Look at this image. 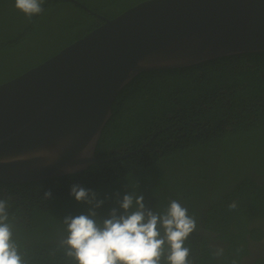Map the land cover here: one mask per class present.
Masks as SVG:
<instances>
[{"label":"trees","instance_id":"obj_1","mask_svg":"<svg viewBox=\"0 0 264 264\" xmlns=\"http://www.w3.org/2000/svg\"><path fill=\"white\" fill-rule=\"evenodd\" d=\"M4 1L0 84L104 22L75 3L53 5L51 0H44L43 11L30 19L13 9L14 20H5ZM86 1L81 2L113 18L143 0H91L94 7ZM62 4L65 11L66 5L73 8L62 25L66 35L55 40L48 37L57 25L51 17ZM95 154L110 161L49 179L0 182V199L7 200L13 239L25 264H75L60 244L67 235L63 219L86 214L92 205L70 195L74 184L103 201L95 209L98 219L112 208L122 212L118 200L127 193L142 195L145 206L156 212L171 200L180 202L196 220L185 242L191 264H264V256L241 260L249 251L246 235H264L258 224L264 222V51L138 74L117 94ZM124 154L129 155L115 158ZM49 190L52 195L45 198ZM232 202L235 209L229 208ZM206 231L228 241L222 257ZM161 264H168L165 257Z\"/></svg>","mask_w":264,"mask_h":264},{"label":"water","instance_id":"obj_2","mask_svg":"<svg viewBox=\"0 0 264 264\" xmlns=\"http://www.w3.org/2000/svg\"><path fill=\"white\" fill-rule=\"evenodd\" d=\"M82 6L104 22L0 84V182L110 161L98 141L117 94L144 71L264 51V0H143L113 18Z\"/></svg>","mask_w":264,"mask_h":264},{"label":"clouds","instance_id":"obj_3","mask_svg":"<svg viewBox=\"0 0 264 264\" xmlns=\"http://www.w3.org/2000/svg\"><path fill=\"white\" fill-rule=\"evenodd\" d=\"M43 3L14 0L15 8L29 19L43 11ZM81 156L86 155L82 152ZM51 195L50 190L44 193L45 198ZM70 195L92 205L86 214L63 219L67 235L60 244L75 264H161L162 257L168 264H191L185 242L196 229V220L177 200H171L163 212H156L145 206L142 195L127 193L118 200L122 212L112 208L106 217L98 219L95 209L103 201L97 200L92 190L74 184ZM236 206L232 202L229 208ZM7 207V200L0 199V264H25L13 239ZM222 254L223 249H218L216 255Z\"/></svg>","mask_w":264,"mask_h":264},{"label":"flooded vegetation","instance_id":"obj_4","mask_svg":"<svg viewBox=\"0 0 264 264\" xmlns=\"http://www.w3.org/2000/svg\"><path fill=\"white\" fill-rule=\"evenodd\" d=\"M55 1H63L65 3L66 1H69V0H51L50 3L54 5L55 4ZM77 1H79V3H75L73 1H70V2L75 3L78 6H81L82 8H84L82 5H85V4H83L80 0H77ZM98 1H100V0H97V1H94V2H98ZM4 3H5V5L2 6L3 12H6V11H10L11 12V11H13V9H17L14 6V0H6V1H4ZM63 4L58 9L56 8L57 9L56 12H59V11H61L63 9ZM98 14L103 15L102 13H98ZM13 17L15 18V16H13ZM58 17L60 19H62V22L65 23L66 11L64 13H59L58 14ZM14 18L12 19V21L14 20ZM57 30H54L53 29L52 31H50V33L52 35L58 36V37L66 35V33L65 34H61L59 32V31H61V29H59L58 31ZM258 224L260 225L261 228H263L264 222L262 220L261 221H258ZM206 234L209 236L210 246L215 249V252H217L218 249H223V254H224L226 252V250L228 249V245H229L228 241L227 240H224V239H221V238H218L217 237L218 234L215 233V231H206ZM246 238H247V243H246L247 250H249V251H248V253H244L243 254L242 259H241L242 262L243 263L244 262H254L259 257H263L264 256V235H263V237H261V238L258 239L254 235L251 237L250 234H247L246 235ZM223 254L222 255H218V257H222Z\"/></svg>","mask_w":264,"mask_h":264},{"label":"rangeland","instance_id":"obj_5","mask_svg":"<svg viewBox=\"0 0 264 264\" xmlns=\"http://www.w3.org/2000/svg\"><path fill=\"white\" fill-rule=\"evenodd\" d=\"M81 1H83L84 2V0H81ZM86 1V0H85ZM93 1H97V0H93ZM133 1H135V0H131L130 2H133ZM87 2V1H86ZM88 3L90 4V5H92L93 7H94V4H93V2L91 1V0H88ZM72 6H69V5H66V12H68L69 11V13L72 11ZM64 8L61 10V11H59V12H57V13H53L52 14V17H51V20L53 21V25L54 24H57V25H55L56 27L54 28V30H57L58 28L59 29H61V31H59L61 34H65L66 33V29H65V27L64 26H62L63 25V22H62V19H60L59 17H58V14L59 13H64ZM66 16H68V14H66ZM69 17V16H68ZM2 18L3 19H5V20H10V21H12V19L14 18L13 17V15H12V13L10 12V11H6V12H4L3 14H2ZM58 29V30H59ZM53 30V29H52ZM57 30V31H58ZM48 35H50V36H48V37H50V38H53V39H57V40H59V39H61V38H58V37H55L54 35H52L51 33H49ZM56 43V42H55ZM55 43H53L52 42V44L51 45H54Z\"/></svg>","mask_w":264,"mask_h":264},{"label":"bare ground","instance_id":"obj_6","mask_svg":"<svg viewBox=\"0 0 264 264\" xmlns=\"http://www.w3.org/2000/svg\"><path fill=\"white\" fill-rule=\"evenodd\" d=\"M53 178V177H52ZM29 182H32V181H29ZM23 183V182H22Z\"/></svg>","mask_w":264,"mask_h":264}]
</instances>
